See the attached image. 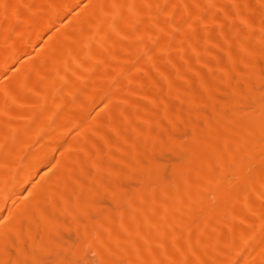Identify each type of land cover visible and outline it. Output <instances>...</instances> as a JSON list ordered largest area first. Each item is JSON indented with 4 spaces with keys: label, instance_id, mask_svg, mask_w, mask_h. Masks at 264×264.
Segmentation results:
<instances>
[{
    "label": "bare ground",
    "instance_id": "bare-ground-1",
    "mask_svg": "<svg viewBox=\"0 0 264 264\" xmlns=\"http://www.w3.org/2000/svg\"><path fill=\"white\" fill-rule=\"evenodd\" d=\"M0 264H264V0H0Z\"/></svg>",
    "mask_w": 264,
    "mask_h": 264
},
{
    "label": "rangeland",
    "instance_id": "rangeland-1",
    "mask_svg": "<svg viewBox=\"0 0 264 264\" xmlns=\"http://www.w3.org/2000/svg\"><path fill=\"white\" fill-rule=\"evenodd\" d=\"M72 235V234H71ZM73 237V236H72ZM70 238H71V236H70ZM75 238H73V240H74Z\"/></svg>",
    "mask_w": 264,
    "mask_h": 264
}]
</instances>
